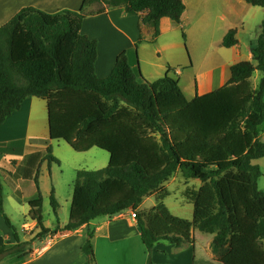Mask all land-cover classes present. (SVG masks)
Instances as JSON below:
<instances>
[{"label": "trees", "instance_id": "16d2710c", "mask_svg": "<svg viewBox=\"0 0 264 264\" xmlns=\"http://www.w3.org/2000/svg\"><path fill=\"white\" fill-rule=\"evenodd\" d=\"M245 1L264 8V0ZM94 4L102 7L90 9ZM115 8L142 14L144 23L155 24L157 36L163 18L179 22L186 10L182 0H83L79 11L56 14L27 7L0 27V124L26 99L40 98L47 102L49 139L31 143L46 146L42 161L60 164L53 156V141H64L80 153L98 148L110 155L103 169L77 171L67 225L46 228L42 196L29 202L27 217L40 229L36 238L73 232L99 217L131 209L149 254L161 241L192 245L193 231L198 230L214 235L212 252L220 264H264V191L258 187L263 173L254 164L264 158L259 139L264 122V22L252 48L257 65H233L225 86L189 101L171 76L175 69L168 68L156 82L140 80L125 52L108 77H98V41L82 34V25L88 17ZM236 34L229 31L223 47L237 45ZM256 71L262 77L254 88ZM0 153L22 156L24 142L0 143ZM178 172L201 182L200 188L184 192L193 205L192 220L173 215L164 203L171 195L165 184ZM151 196L156 205L140 211ZM50 203L58 216L54 190ZM0 213L16 239L15 245L0 247V260L29 257L32 243L21 241L4 212L1 181ZM93 239L89 232L82 247L85 264H95ZM148 264H153L150 259Z\"/></svg>", "mask_w": 264, "mask_h": 264}, {"label": "crops", "instance_id": "0c3cea01", "mask_svg": "<svg viewBox=\"0 0 264 264\" xmlns=\"http://www.w3.org/2000/svg\"><path fill=\"white\" fill-rule=\"evenodd\" d=\"M182 1L186 10L181 20L177 22L170 18H163L160 22L158 36L153 22L144 23L142 14H127L123 8L111 9L104 14L85 19L82 34L98 41L96 62L98 77H108L115 66L116 58L125 52L132 69L135 72L139 70L142 77L149 82H156L163 78L168 68L176 70L175 73H171V76L177 80L183 76V73L192 71L195 79L194 99L196 95H205L225 86L230 78V69L233 65L243 61L257 65L252 48L261 33L264 8L252 6L245 0ZM82 3L83 0H0V27L27 7H34L48 14H56L66 10L79 11ZM197 28L209 33L213 41L211 42L212 56L205 60V64H211L210 67L194 73L195 66L188 58L182 36L185 32L189 39L193 29ZM231 30L237 31L238 44L225 48L222 45L223 39ZM244 34L248 36L246 42L242 39ZM36 104V97L26 99L18 112L9 117L5 123L0 124V143L24 141L22 157L16 159L11 155L0 154V165L6 161H17L15 173H18V169L26 161L29 146L33 147V150L29 154L25 169L34 170L36 165L42 164L45 158L46 146L31 143V140L35 139H49V127L46 133L41 119H38ZM259 139L264 143V122L259 127ZM256 161L263 173L258 181V187L264 191V182L260 187V181L264 180V158ZM180 178L184 181L183 193L189 187L196 189L201 187V184L197 186L192 182L193 180H186L179 172L176 173L173 182ZM171 184L168 182L165 185L168 191H170ZM13 195L27 204L39 197L37 192L28 197L23 195L19 197L15 191ZM187 203L186 208L190 211V217L186 219L192 220L193 205ZM155 205L156 199L151 196L144 200L139 210L149 211ZM184 205V202L176 205L178 212ZM132 213L134 211L129 209L113 217H99L76 231L50 233L43 238H36L40 232L37 223L26 218L28 220L27 223L22 224L20 239L22 242L32 243L33 253L26 258H20L19 255H8L0 260V264H85L88 257L82 253V247L88 239L89 232L94 234L95 264H148L149 259L153 264H194L196 260L220 264L215 260L212 252L214 235L209 234L211 238L198 237L200 232L198 230L193 231L195 243L192 245L176 247L170 242L161 241L149 254L142 240L137 220L132 217ZM68 222L69 216L57 226L46 228L53 231L67 225ZM28 230L32 233H25ZM15 244L13 231L7 226L0 213V247Z\"/></svg>", "mask_w": 264, "mask_h": 264}, {"label": "rangeland", "instance_id": "374dc122", "mask_svg": "<svg viewBox=\"0 0 264 264\" xmlns=\"http://www.w3.org/2000/svg\"><path fill=\"white\" fill-rule=\"evenodd\" d=\"M101 7V4H94L91 9L96 10ZM212 39L213 37L210 36L209 33H205L201 28L193 29L191 35L189 36V39H187L186 37V40H184L182 36V41L186 48L188 58L195 66L194 73L201 72L210 67L211 64H205V60H208L212 56ZM242 39L246 42L248 41V36H245L244 34L242 36ZM136 73L140 79L139 70H137ZM261 76L262 74L260 71H257L253 74L251 82L254 88L258 86ZM194 80L195 79L193 78L192 71L183 73V76L178 79L179 85L188 100L193 99ZM36 102L38 119H41V123L43 124L44 130L47 133L49 127L47 103L45 100L40 98H36ZM51 146L53 150V156L60 161V164L43 161L42 164L40 163V165H36V168L34 170H31L30 168L25 169L27 160L29 159V154L33 150V147L29 146L27 148L26 161L22 163L20 169H18V173H15L17 166L16 160L6 161L0 165V181L3 186L4 196V212L16 226L19 236L20 234H22V224L27 223L28 219L26 218H28L27 215L29 206L27 203L22 202V200L14 197V188H17L24 197H28L35 192L42 196L44 201L43 216L45 227L53 228L57 226L59 222L61 223L62 221H64V219H67L70 214L69 211L73 194V186L76 181L77 171L100 170L105 168L109 163V153L98 148H93L88 152L80 153L76 152L64 141H53L51 142ZM46 155L47 152H45V156ZM11 156L17 159L22 157L23 155ZM254 164L257 165L258 161H256ZM38 170L39 180L38 183H36V175ZM14 175L17 177L15 178ZM175 176L176 174L168 181L172 183L170 186L171 192L169 191L171 195L167 198L165 205L168 206L173 214L186 219L187 217H190V211H188L189 209L186 208V204L188 203L182 196L184 195V193L182 192L184 181L180 178L173 182V178ZM192 182H194L197 186L201 184V182L198 180H193ZM263 182L264 180L260 181V187H262ZM189 188L196 189L195 187ZM52 190H54L55 197L59 204L58 216L55 215L50 203ZM180 202H184L185 205L182 210L178 212V210L176 209V205ZM25 233L30 234L32 232L31 230H28ZM198 237L211 238L212 236L199 232Z\"/></svg>", "mask_w": 264, "mask_h": 264}, {"label": "built area", "instance_id": "2783aa9c", "mask_svg": "<svg viewBox=\"0 0 264 264\" xmlns=\"http://www.w3.org/2000/svg\"><path fill=\"white\" fill-rule=\"evenodd\" d=\"M132 217H133V218H136V213H135V212L132 213Z\"/></svg>", "mask_w": 264, "mask_h": 264}, {"label": "water", "instance_id": "95a60500", "mask_svg": "<svg viewBox=\"0 0 264 264\" xmlns=\"http://www.w3.org/2000/svg\"><path fill=\"white\" fill-rule=\"evenodd\" d=\"M140 80H142V74L140 73Z\"/></svg>", "mask_w": 264, "mask_h": 264}]
</instances>
